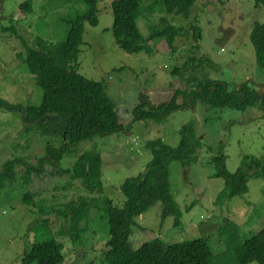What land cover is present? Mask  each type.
<instances>
[{"label": "rangeland", "instance_id": "obj_1", "mask_svg": "<svg viewBox=\"0 0 264 264\" xmlns=\"http://www.w3.org/2000/svg\"><path fill=\"white\" fill-rule=\"evenodd\" d=\"M24 1L30 2L28 13L19 7ZM112 1L98 2V24H84L77 68L87 78L103 82L123 129L64 146L53 125L31 124L22 112L0 111V264H21L33 243L51 237L64 245V264H107L102 261L109 239L104 199L123 207L121 185L142 173L152 159L146 143L161 138L175 147L181 126L192 120L200 123L201 139L213 149L203 147L198 160L189 165L169 164L170 190L182 212L181 221L176 225L173 215L164 216L163 203L156 201L137 218L144 229H137L133 245L137 248L154 237L167 244L203 238L211 247L212 264H239L233 247L264 227V162L248 172V191L228 198L221 195L224 180L216 175L211 158L221 151L228 171L235 172L246 157H264V92L259 103L214 111L206 122L200 103L195 110L183 105L162 121L132 120L141 98L159 105L169 101L175 89L185 87L174 70L183 68L190 56L209 57L217 67L210 69V77L226 82L229 89L249 82L260 92L264 75L257 74L250 34L256 22H264V7L254 0H197L186 19L167 15L158 0H142L138 25L144 38L162 27L164 18L188 32L176 39L174 52L163 39L154 38L145 50L128 53L112 34ZM88 9L83 0H0V96L24 106L38 104L41 90L19 57L24 41L36 46L37 36L55 42L65 39L66 20ZM193 24L200 28V50L194 47ZM11 26L15 28L4 30ZM63 146L60 167L70 170L65 173L56 170L54 153L47 157L52 147ZM88 152L101 154L102 191L92 189L93 179L88 187L83 178L74 176L78 158ZM71 202L87 208L78 225L83 230L75 239V228L68 233L72 221L51 212Z\"/></svg>", "mask_w": 264, "mask_h": 264}, {"label": "trees", "instance_id": "obj_2", "mask_svg": "<svg viewBox=\"0 0 264 264\" xmlns=\"http://www.w3.org/2000/svg\"><path fill=\"white\" fill-rule=\"evenodd\" d=\"M83 1L89 5V9L66 20L69 28L65 39L55 42L37 36L36 46L24 41L25 49L19 57L22 58L28 72L36 79V84L41 90L40 102L24 106L0 96V111L22 112L25 122L53 125L61 132L66 142L64 146L75 145L82 139L96 135L114 134L123 129L116 105L108 97L103 82L87 78L77 68L84 24L92 26L98 24L97 4L100 2ZM158 1L167 15L174 14L188 19L197 0ZM141 2L142 0L111 2L112 34L116 44L128 53H138L145 50L146 45L154 38H159L164 40L171 52H174L176 39L188 32L187 29L184 26L173 25L164 18V25L144 38L138 25V19L143 13V9L140 8ZM254 2L258 7H264V0ZM19 7L27 13L31 10L29 1L22 2ZM13 27H4V30H11ZM191 30L196 41L194 47L200 50V28L193 24ZM250 40L256 51L257 72L263 76L264 22L254 24ZM216 68V64L207 56H190L183 68L174 70V76H178L185 87L175 89L170 100L159 105L152 104L147 97L141 98V102L133 110L134 116L131 120L162 121L174 110L188 105L190 100L193 106L200 103L204 107L207 114L202 122H206L204 120H208L214 111L226 108L241 109L260 102L258 90L250 86L249 82L242 84L241 87L229 89L226 82L211 78L210 69ZM179 96L181 102H178ZM145 102L149 105L147 106ZM146 106L149 110H146ZM200 128V123L197 125L193 120L183 124L179 143L175 147L165 144L161 138L149 140L146 148L152 151L151 161L142 173L126 179L120 187L125 196L124 206L117 207L110 199H104L102 208L108 220L109 239L102 261L107 264H212L211 247L203 238L167 244L161 238L154 237L149 241H143L137 248L133 245V236L139 233L137 229H144L137 222V218L156 201L163 203L164 216L173 215L176 225L180 223L182 212L170 190L169 164L172 161H179L183 166L189 165L192 161L198 160V153L203 147L213 149L201 139ZM64 146L61 149L52 147L50 149L52 153H48L47 156L52 158L54 153L53 160L59 166L56 170L62 173L70 172L60 167L59 159L65 150ZM245 160L246 162L244 161L235 172H229L225 154L218 150L211 158L217 167L216 175L224 180L225 189L221 192L222 197L232 198L245 194L248 191V172L253 166H262L264 157H246ZM101 163L100 153H83L75 167L73 166L74 176L83 178L87 186L93 179V183H90L92 189L102 191ZM51 212L68 217L73 223L68 226V233H73L75 228L77 231L74 239L80 236L83 229L78 225L85 219L87 208L71 202ZM63 249V243L55 237L37 241L24 253L21 264H64ZM233 252L239 264L250 262L264 264V227L235 245Z\"/></svg>", "mask_w": 264, "mask_h": 264}, {"label": "flooded vegetation", "instance_id": "obj_3", "mask_svg": "<svg viewBox=\"0 0 264 264\" xmlns=\"http://www.w3.org/2000/svg\"><path fill=\"white\" fill-rule=\"evenodd\" d=\"M257 74H258V72H257ZM257 74H254V77H255V79L258 77V75ZM250 79H252V78H250ZM241 87V86H240ZM262 88V87H261ZM261 90V89H260ZM189 101V104L188 105H184V107H188V108H190V109H194L195 110V105L193 106L191 103H190V100H188Z\"/></svg>", "mask_w": 264, "mask_h": 264}, {"label": "water", "instance_id": "obj_4", "mask_svg": "<svg viewBox=\"0 0 264 264\" xmlns=\"http://www.w3.org/2000/svg\"><path fill=\"white\" fill-rule=\"evenodd\" d=\"M263 92H264V85H263V87L261 88V90H260V92H259V95L262 96Z\"/></svg>", "mask_w": 264, "mask_h": 264}, {"label": "clouds", "instance_id": "obj_5", "mask_svg": "<svg viewBox=\"0 0 264 264\" xmlns=\"http://www.w3.org/2000/svg\"><path fill=\"white\" fill-rule=\"evenodd\" d=\"M190 108L187 107V110H189Z\"/></svg>", "mask_w": 264, "mask_h": 264}, {"label": "bare ground", "instance_id": "obj_6", "mask_svg": "<svg viewBox=\"0 0 264 264\" xmlns=\"http://www.w3.org/2000/svg\"><path fill=\"white\" fill-rule=\"evenodd\" d=\"M263 87V86H262Z\"/></svg>", "mask_w": 264, "mask_h": 264}]
</instances>
